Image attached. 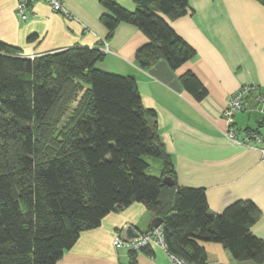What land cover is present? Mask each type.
Segmentation results:
<instances>
[{"label": "trees", "instance_id": "obj_1", "mask_svg": "<svg viewBox=\"0 0 264 264\" xmlns=\"http://www.w3.org/2000/svg\"><path fill=\"white\" fill-rule=\"evenodd\" d=\"M134 1L100 0L101 21L109 34L128 22L149 38L136 51L141 67L165 59L177 68L196 55L167 19L186 14L189 0ZM102 57L89 46L32 57L0 39V264H57L82 231L134 202L163 218L168 252L192 264L207 263L208 242L264 264V238L252 230L261 209L240 199L212 213L204 188L177 185L136 78L99 68ZM182 82L197 98L207 93L193 72ZM148 156L162 161L160 175L147 172Z\"/></svg>", "mask_w": 264, "mask_h": 264}, {"label": "crops", "instance_id": "obj_2", "mask_svg": "<svg viewBox=\"0 0 264 264\" xmlns=\"http://www.w3.org/2000/svg\"><path fill=\"white\" fill-rule=\"evenodd\" d=\"M17 1L0 0L1 40L28 56L71 46L101 48L103 57L97 66L134 76L143 105L155 111L152 121L173 160L177 185L204 188L212 213L222 212L236 200H252L262 212L252 230L264 238V157L260 150L264 141L258 148L232 142L225 136L224 117L229 97L242 86L253 84L264 92V5L259 0H189L186 14L167 18L196 50L194 57L177 68L165 59L141 67L136 51L149 38L128 22H120L109 34L101 21L100 0H63L70 17L37 1L27 20L18 16ZM117 1L129 9L136 7L134 0ZM187 72H193L205 86L204 97L197 98L184 86L182 77ZM234 122L241 134L262 128L264 113L239 111ZM154 218L141 202L112 211L99 226L82 231L57 264H176L157 243L150 246V254L139 250L135 256L128 246L114 243L126 223L143 233ZM205 246L206 264H255L236 260L220 243Z\"/></svg>", "mask_w": 264, "mask_h": 264}, {"label": "built area", "instance_id": "obj_3", "mask_svg": "<svg viewBox=\"0 0 264 264\" xmlns=\"http://www.w3.org/2000/svg\"><path fill=\"white\" fill-rule=\"evenodd\" d=\"M37 1L41 0H18V16L23 20H27L30 16L31 9L37 3ZM42 1L47 2L53 11L63 13L68 17L71 16L64 7L63 0ZM34 56L36 55H32V57ZM250 98L254 99V103L251 102ZM252 109H257L260 112L264 113V92H262L256 85L246 84L229 97L228 104L224 110V117L227 121L225 136L232 142L258 148L257 144L264 141V127L249 129L241 134L234 122L235 113ZM260 150L264 157V148H261ZM114 243L116 246L126 245L133 251H139L143 248L150 247L153 243H157L167 249L162 226L153 227L148 231L143 232L141 239L132 242L124 241L122 237L118 235L116 236ZM169 254L171 259L176 264H192L182 257H178L177 255L170 252Z\"/></svg>", "mask_w": 264, "mask_h": 264}, {"label": "water", "instance_id": "obj_4", "mask_svg": "<svg viewBox=\"0 0 264 264\" xmlns=\"http://www.w3.org/2000/svg\"><path fill=\"white\" fill-rule=\"evenodd\" d=\"M163 182L168 186H173L175 184L171 176H164ZM152 224L154 227L161 226L163 224V218L155 217L152 221ZM121 237L124 241L132 242L141 239L142 232H140L133 224L126 223L122 228Z\"/></svg>", "mask_w": 264, "mask_h": 264}, {"label": "rangeland", "instance_id": "obj_5", "mask_svg": "<svg viewBox=\"0 0 264 264\" xmlns=\"http://www.w3.org/2000/svg\"><path fill=\"white\" fill-rule=\"evenodd\" d=\"M125 1V0H124ZM76 105V102H72L70 104V111L72 110V108ZM149 162H150V166L149 168L147 169V172L149 174H152V175H160L161 174V169H160V166L162 164V161L159 159V158H156V157H151V156H148L147 157ZM241 262V261H240Z\"/></svg>", "mask_w": 264, "mask_h": 264}]
</instances>
